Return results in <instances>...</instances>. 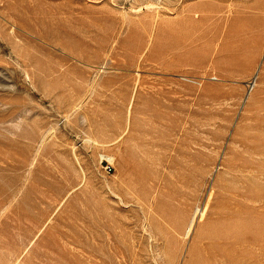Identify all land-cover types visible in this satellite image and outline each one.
<instances>
[{
	"label": "rangeland",
	"instance_id": "obj_1",
	"mask_svg": "<svg viewBox=\"0 0 264 264\" xmlns=\"http://www.w3.org/2000/svg\"><path fill=\"white\" fill-rule=\"evenodd\" d=\"M0 264H264V0H0Z\"/></svg>",
	"mask_w": 264,
	"mask_h": 264
},
{
	"label": "bare ground",
	"instance_id": "obj_2",
	"mask_svg": "<svg viewBox=\"0 0 264 264\" xmlns=\"http://www.w3.org/2000/svg\"><path fill=\"white\" fill-rule=\"evenodd\" d=\"M200 11H202V10H200V9H198V10H194V9H192V10H188L187 12L189 13V17H192V16H196L197 15V13L198 12H200ZM192 15V16H191ZM109 160H110V158H109ZM246 223V222H245Z\"/></svg>",
	"mask_w": 264,
	"mask_h": 264
},
{
	"label": "built area",
	"instance_id": "obj_3",
	"mask_svg": "<svg viewBox=\"0 0 264 264\" xmlns=\"http://www.w3.org/2000/svg\"><path fill=\"white\" fill-rule=\"evenodd\" d=\"M111 171H112L111 168L107 166L106 167V173L109 174Z\"/></svg>",
	"mask_w": 264,
	"mask_h": 264
}]
</instances>
